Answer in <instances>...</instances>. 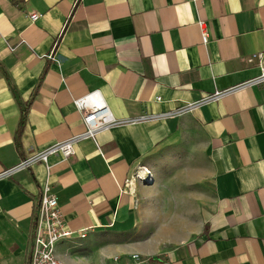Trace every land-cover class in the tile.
I'll return each instance as SVG.
<instances>
[{
    "label": "crops",
    "instance_id": "1",
    "mask_svg": "<svg viewBox=\"0 0 264 264\" xmlns=\"http://www.w3.org/2000/svg\"><path fill=\"white\" fill-rule=\"evenodd\" d=\"M261 65L264 0H0V174L83 133L75 101L91 93L137 118ZM49 164L67 227L87 234L58 243L64 264H264V82ZM46 176L39 164L0 179V264H29Z\"/></svg>",
    "mask_w": 264,
    "mask_h": 264
},
{
    "label": "built area",
    "instance_id": "2",
    "mask_svg": "<svg viewBox=\"0 0 264 264\" xmlns=\"http://www.w3.org/2000/svg\"><path fill=\"white\" fill-rule=\"evenodd\" d=\"M39 17L40 15L38 14L31 15V20L34 22ZM200 27L203 29L204 44H207L209 42V37L204 30L203 22L200 23ZM262 56L263 55L259 54L254 56L253 59L261 58ZM49 58H53V55H49ZM263 82L264 65H261V74L255 79L242 85L216 91L213 94L207 95L202 99L187 104L175 111L150 115L145 114L141 117L127 119H118L114 117L98 92L77 99L75 104L83 117V123L85 126V131L83 133L75 135L65 141L57 142L44 149L37 150L23 159L16 166L7 169L0 174V179L9 178L21 171L30 170L39 164L44 165L47 170L46 179L41 187V198L37 208V227L29 264H64L56 256V247L58 243L62 240H71L74 235L79 236L80 238L87 237L86 231H78L75 233L67 227L66 220L60 208L59 197L54 192L51 180V166L49 161L52 157H59L62 160H68L75 154L78 143L85 139L96 141V137L100 133L107 131L112 127L158 121L165 118L180 116L189 113L200 106L217 102L247 86L257 85ZM144 172L147 176L143 181L147 183L153 182L154 177L150 172L146 169ZM134 259H139V255H135Z\"/></svg>",
    "mask_w": 264,
    "mask_h": 264
},
{
    "label": "rangeland",
    "instance_id": "3",
    "mask_svg": "<svg viewBox=\"0 0 264 264\" xmlns=\"http://www.w3.org/2000/svg\"><path fill=\"white\" fill-rule=\"evenodd\" d=\"M180 159V158H179ZM168 172V171H167ZM78 238H80L79 236H76V235H74L73 237H72V239L71 240H75V239H78Z\"/></svg>",
    "mask_w": 264,
    "mask_h": 264
}]
</instances>
